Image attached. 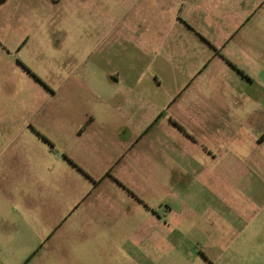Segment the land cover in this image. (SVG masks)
Returning a JSON list of instances; mask_svg holds the SVG:
<instances>
[{
	"label": "rangeland",
	"instance_id": "obj_1",
	"mask_svg": "<svg viewBox=\"0 0 264 264\" xmlns=\"http://www.w3.org/2000/svg\"><path fill=\"white\" fill-rule=\"evenodd\" d=\"M6 1L0 264H264V0Z\"/></svg>",
	"mask_w": 264,
	"mask_h": 264
},
{
	"label": "crops",
	"instance_id": "obj_2",
	"mask_svg": "<svg viewBox=\"0 0 264 264\" xmlns=\"http://www.w3.org/2000/svg\"><path fill=\"white\" fill-rule=\"evenodd\" d=\"M227 0H203L201 4H205V6L208 7H212V8H208L207 10V15H208V20L206 21L209 25L211 26H217L220 23V17H217L213 14V10L217 9L221 10L224 13H227V11H224V5L226 3ZM2 2L6 5V0H2ZM4 5V6H5ZM216 6V7H214ZM235 15L238 13L242 20L239 26V30H241L244 26L247 25L246 20L248 18V16H250L251 11H242L241 12V7L245 8V5L241 6V2L238 5V3H236L235 5ZM224 22V20H222ZM213 141V140H212Z\"/></svg>",
	"mask_w": 264,
	"mask_h": 264
}]
</instances>
